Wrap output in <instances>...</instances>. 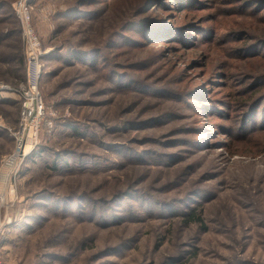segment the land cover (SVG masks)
I'll use <instances>...</instances> for the list:
<instances>
[{"label":"rangeland","instance_id":"rangeland-1","mask_svg":"<svg viewBox=\"0 0 264 264\" xmlns=\"http://www.w3.org/2000/svg\"><path fill=\"white\" fill-rule=\"evenodd\" d=\"M0 1L7 4L1 13L8 15L0 29L11 20L20 30L12 10L17 0ZM65 1L30 0L28 4L32 28L44 52L55 43L53 17ZM228 1L203 0L204 10H192L188 17H200L202 36L191 30L184 42L197 45L177 51H164L167 42H157L161 32L145 40L137 26L126 28L120 46L112 52L104 50L99 67L145 66L125 70L136 90H120L118 83L110 85L105 76L108 69L100 75L80 65L47 64L39 85L46 115L86 125L92 140L73 139L54 129L49 134L54 123L46 120L51 128L43 129L39 142L55 149L76 150L101 165L88 164L82 172L55 173L34 157L35 163L7 167L3 160L13 152L14 142L0 138V219L11 221L0 244L1 264H61L43 260L47 252H67L66 247L58 250L55 237L59 236L67 246L77 245L78 252L68 264H264V100L252 106L260 97L264 99V78L257 76L264 77V59L249 57L264 49L247 47L253 41L238 33L243 23L259 25L254 15L249 16L252 8ZM100 17L84 37L102 39L100 29L108 26V13ZM149 23L157 27L153 21ZM75 27L63 35L77 32ZM19 38L24 54L20 34ZM5 69L0 66V85L19 86L21 80L12 78ZM1 95L12 102L18 100L13 94ZM14 103L0 106V126L6 129L17 126L20 106ZM7 135L10 137L9 131ZM146 139L158 143L147 144ZM127 151H136V158L145 161L131 163ZM8 173L12 175L4 180ZM129 188L145 200L142 206L135 198L126 197L112 207L119 205L141 218L107 227L84 217L78 222L68 215L53 216L30 207L38 191L57 197L82 193L99 201ZM185 198L200 200L187 202L191 208L183 211L192 213L187 217L158 211L151 201L176 203ZM83 201V210L91 206ZM83 201L67 207L77 212V203ZM150 212L168 217L147 215ZM34 213L44 219L41 224L29 220ZM193 214L199 223L184 222ZM25 228H30L28 233Z\"/></svg>","mask_w":264,"mask_h":264},{"label":"trees","instance_id":"trees-1","mask_svg":"<svg viewBox=\"0 0 264 264\" xmlns=\"http://www.w3.org/2000/svg\"><path fill=\"white\" fill-rule=\"evenodd\" d=\"M203 0H67L65 1V6L63 9H60L54 13V22H56V26L52 30V36L55 38V43L52 42V48L45 50L42 56L43 64V75L44 76V68L51 63H59L62 66H75L80 65L85 67V69L91 70L93 73L104 72L108 69V73L106 76L107 81L110 85L116 88H120V90H136L134 82L129 81V76L125 75V70L131 68H144L140 67L139 64L133 63L132 65H113L116 70L112 67H109V64L104 68L103 66L99 67V62L104 59V50L108 52H112L113 49H116L120 46L121 37H125L124 32L126 28L131 27L132 25L137 26L142 30V34H140L143 39H151L156 38L154 34L161 32L157 42L167 44L164 47V51L167 53L172 51H177L179 48L189 46H195L197 44L184 42L185 37L191 36V30H195V35H200L203 31V27L201 26V19L198 16L192 15V17H188L192 10H204L206 5L203 3ZM238 2L244 4L243 6H250L252 8V12L249 13L250 18L253 15L256 18V23L259 25L251 24V23H243L240 27H238V33L240 36H243L247 41H253L251 45L247 47H260L264 49V0H229L228 3ZM200 5L202 7H200ZM7 4L4 1H0V25L6 20L8 21L6 12L1 13L2 9L6 8ZM89 8V10L83 9ZM152 8V9H151ZM198 8V9H197ZM109 9V12H108ZM152 10L149 11V10ZM258 9V10H257ZM162 12L160 15L159 12ZM108 13L109 21L108 26L105 28L101 27L102 39L94 40L89 37H84L87 34L89 28H92V24L94 21H100L101 13ZM158 12V13H157ZM7 15V16H6ZM14 15V14H13ZM14 17V16H13ZM114 17L116 20H114ZM16 20V18H14ZM139 20V21H138ZM180 20H183L182 22ZM10 21V25L0 29V66L5 69L6 72L9 70V73L12 74V78L16 80H21L22 83L24 80V54L22 53V46L20 44V30L15 27L14 21ZM149 21H153L157 27L152 26ZM75 24V25H73ZM147 24V26L145 25ZM3 26V25H2ZM76 26L77 32H68L67 35H63L65 30L68 28H72ZM155 31V33H152ZM158 31V32H156ZM141 32V31H140ZM100 33V34H101ZM57 36H60L58 38ZM161 36V37H160ZM193 36V35H192ZM202 36V34H201ZM77 37L76 41H73L72 38ZM57 38V39H56ZM258 42V43H254ZM12 43H15L14 46H11ZM140 46L142 44L140 43ZM8 48L10 50H8ZM4 49V51H3ZM264 51H259L258 54L251 55L249 57L259 59H264ZM163 53V50H162ZM117 55L113 54L112 58ZM110 68V69H109ZM191 68V67H190ZM259 74V73H258ZM224 78H227V74L222 75ZM258 77L264 78L263 76L257 75ZM128 78V79H127ZM132 82V83H131ZM133 84L130 86L129 84ZM124 86V87H123ZM16 86L15 88H17ZM126 87V88H125ZM12 88V89H15ZM144 87H141L140 90L143 92ZM109 90V89H108ZM147 90H154L153 88H146ZM260 97L255 101L252 106L260 105L264 99ZM13 100L9 98L2 97L0 95V106L2 105H14L15 101L19 104V99ZM66 101H62V104ZM16 103V104H17ZM86 104L92 105L91 103ZM82 104V103H79ZM93 105H97L93 103ZM45 119L53 121L54 125L52 129L48 132L49 134L54 130H57L59 134L64 133L67 137H71L77 140H85L91 141L89 139L92 137V133L88 130V127L83 124L73 123L70 119L66 117L54 119L49 117V115L45 114ZM155 121V120H153ZM17 123V122H16ZM49 127L44 122L41 124L39 131V141L42 135L43 129L49 130ZM8 131L4 126H0V138L3 140H7L10 142L12 140L11 137H8ZM89 134V135H88ZM158 143L156 139H146V143ZM124 147L123 149H125ZM110 150H114L111 149ZM41 152L44 154V157L41 156ZM127 158L130 159L134 164H140L144 162L145 159H137L136 151H127ZM150 152H145L144 154ZM85 154H81L78 151H69L66 148L55 149L54 147L41 144L38 142L36 148L31 152V154L23 161L22 165H25L28 162H34V157H38L40 161L45 165V167H49L52 172L55 173H64L67 171H76L82 172L84 169L86 170L89 167L88 164L101 165V162L88 160V158H84ZM93 155L91 159H93ZM67 158H70L72 163H69ZM166 161L167 159L164 158ZM140 162V163H139ZM168 162L164 163V165H168ZM37 164V162H36ZM47 165V166H46ZM95 167V166H91ZM205 194V193H204ZM203 194V195H204ZM126 197L135 198L137 202L142 206L145 201L141 196L135 193V190L129 188L125 192L112 195L111 198L101 197L100 200L93 201L91 197L86 196L85 194H75L71 193L66 196L57 197L54 195H50L47 191H38L33 194L31 208L40 210L45 213H51L53 216H70L72 220L80 222L83 220L82 217L86 218V221L90 223H95L98 226L107 227L110 225H116L125 220H137L140 217L138 213H134L129 210V213H126V208L116 207L113 208L114 204H119L121 200L126 199ZM188 198V197H187ZM185 198L182 201L178 202H169L165 200H151L154 205H156L160 210L168 211L172 213V215H178L180 217H187L188 214L183 211L185 208H191L188 201L191 203H197L200 200L187 199ZM211 198V197H210ZM87 200L91 206L87 209L83 210L85 205V201ZM209 199V196L207 197ZM207 199H201V201H205ZM49 201L45 202V201ZM82 200L83 202H79L76 205L77 212L72 210V207H67L68 203ZM92 200V201H90ZM102 209V211H100ZM142 209V208H141ZM121 211V213H117ZM61 215V216H59ZM149 216H156L167 218L168 215L162 212L158 213H147ZM108 217V219H106ZM37 224H41V221L44 220L37 213L31 215L29 219ZM187 220H191L192 222L199 223L200 219L195 214L189 215L184 222ZM25 225V224H24ZM27 228V226H26ZM26 233L30 230H26ZM10 229V227H9ZM8 229V230H9ZM6 230L5 232H7ZM7 234V233H6ZM59 236V234H58ZM57 238L55 242L59 245L58 250H63L66 247V251L64 254L55 253V252H47L43 256V260L45 262H54L59 261L61 264H68L69 261L76 256L78 252L77 245H68L65 239L61 236L55 237ZM82 247L79 248V251H82ZM73 250V251H70ZM120 251V249H117Z\"/></svg>","mask_w":264,"mask_h":264},{"label":"built area","instance_id":"built-area-1","mask_svg":"<svg viewBox=\"0 0 264 264\" xmlns=\"http://www.w3.org/2000/svg\"><path fill=\"white\" fill-rule=\"evenodd\" d=\"M30 0H17L12 6L13 14L18 18L20 35L24 48V81L15 89L0 85L1 94H13L19 99V117L15 129H7L14 142V150L5 157L4 166L20 165L36 148L39 142L41 124L46 123V109L39 91L43 75L42 56L44 52L32 28L28 6ZM2 96V95H1ZM4 167V168H7ZM12 174L3 176L6 180ZM7 179V180H8ZM0 201H2L0 197ZM2 204V203H1ZM11 221L0 219V244L5 231L9 229ZM1 264V261H0Z\"/></svg>","mask_w":264,"mask_h":264},{"label":"crops","instance_id":"crops-1","mask_svg":"<svg viewBox=\"0 0 264 264\" xmlns=\"http://www.w3.org/2000/svg\"><path fill=\"white\" fill-rule=\"evenodd\" d=\"M25 74V73H24ZM24 77H25V75H24ZM23 80H24V78H23Z\"/></svg>","mask_w":264,"mask_h":264},{"label":"bare ground","instance_id":"bare-ground-1","mask_svg":"<svg viewBox=\"0 0 264 264\" xmlns=\"http://www.w3.org/2000/svg\"><path fill=\"white\" fill-rule=\"evenodd\" d=\"M5 174V173H4ZM6 176V175H5Z\"/></svg>","mask_w":264,"mask_h":264}]
</instances>
